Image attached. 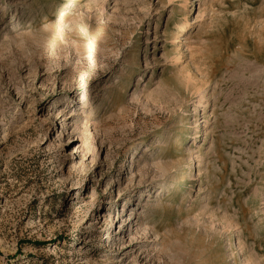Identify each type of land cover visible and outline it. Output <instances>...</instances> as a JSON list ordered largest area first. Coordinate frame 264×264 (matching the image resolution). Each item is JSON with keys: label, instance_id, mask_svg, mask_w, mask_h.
Wrapping results in <instances>:
<instances>
[{"label": "rangeland", "instance_id": "1", "mask_svg": "<svg viewBox=\"0 0 264 264\" xmlns=\"http://www.w3.org/2000/svg\"><path fill=\"white\" fill-rule=\"evenodd\" d=\"M184 1L0 0V264H264V0Z\"/></svg>", "mask_w": 264, "mask_h": 264}, {"label": "bare ground", "instance_id": "2", "mask_svg": "<svg viewBox=\"0 0 264 264\" xmlns=\"http://www.w3.org/2000/svg\"><path fill=\"white\" fill-rule=\"evenodd\" d=\"M186 3H187V0H185V1L183 2V4H182L183 11H186ZM189 29H190V24H189V23H187V24L181 26V27L178 28V30H177V31H181V33L178 34L175 38H178L181 34L186 33V31H189ZM177 60H178V59H176V61H177ZM177 62H178V61H177ZM206 101H207V100H206V96H205V98L203 99V102L205 103ZM197 136H198V134L195 135V138H196V139H197ZM162 191H163V189H162Z\"/></svg>", "mask_w": 264, "mask_h": 264}]
</instances>
